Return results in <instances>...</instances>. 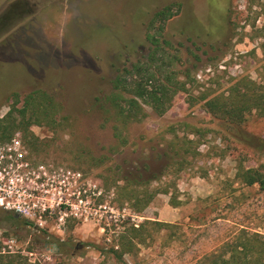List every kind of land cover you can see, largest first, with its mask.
<instances>
[{
  "label": "rangeland",
  "instance_id": "rangeland-1",
  "mask_svg": "<svg viewBox=\"0 0 264 264\" xmlns=\"http://www.w3.org/2000/svg\"><path fill=\"white\" fill-rule=\"evenodd\" d=\"M172 3L180 9L163 33L179 49L178 69L196 80L194 97L231 77L262 81L264 0H58L29 31L0 42V117L14 94L41 89L61 105L55 118L65 123L58 135L32 127L43 149L29 158L51 178L46 198L54 206L32 225L0 210V255L17 253L32 264H118L108 254L110 231L147 220L170 227L150 228L125 264H212L206 256L240 229L264 234V189L237 176L240 168L264 173V118L252 112L229 128L183 94L162 117L146 108L148 118L129 125L120 147L94 105L121 69L148 56L149 22ZM107 171L120 186L152 180L149 191L168 185L170 194L157 193L134 213L103 186ZM48 240L58 248H46Z\"/></svg>",
  "mask_w": 264,
  "mask_h": 264
},
{
  "label": "trees",
  "instance_id": "trees-1",
  "mask_svg": "<svg viewBox=\"0 0 264 264\" xmlns=\"http://www.w3.org/2000/svg\"><path fill=\"white\" fill-rule=\"evenodd\" d=\"M179 9V3H172L153 14L145 34L152 48L148 56L121 69L111 80V92L94 99V105L98 106L104 122L112 123L113 137L120 147L127 144L129 125L141 123L148 118L146 108L157 117H162L170 110L175 98L183 94L187 95L190 105L199 104L208 116L229 128L243 125L252 112L264 118V78L257 82L244 75L231 77L224 83H217L215 89L203 88L198 96L192 95V91L199 88L195 85L196 80L190 74V69H178L181 65L179 49L163 33L164 24L174 18ZM8 106L7 113L0 118V141H9L18 135L31 155L41 154L43 149V143L34 135L32 127H43L58 135L65 126L62 120L55 118L61 105L41 89L33 90L21 99L14 94ZM95 161L103 162L98 159ZM112 174V171H107V175L102 177L103 186L106 190L114 188L116 203L120 207L128 204L134 213H142L157 193L170 194L168 185L163 189L149 191L146 185L152 180L125 181L120 186L115 174ZM237 176L246 186L256 184L264 189V173L258 169L240 168ZM170 202L176 206L173 201ZM5 219L19 221L13 215ZM23 223L32 225L27 220ZM126 224L122 222L119 225L121 230H116L114 226L110 231L112 240L108 254L118 264H125L124 256L133 255L139 245L148 241L151 237L150 228L160 231L170 227L167 223L147 220L138 227ZM206 258H210L212 264H264V234L240 229L236 237L226 241L218 251ZM0 264L32 263H27L25 258L16 253L0 255Z\"/></svg>",
  "mask_w": 264,
  "mask_h": 264
},
{
  "label": "built area",
  "instance_id": "built-area-1",
  "mask_svg": "<svg viewBox=\"0 0 264 264\" xmlns=\"http://www.w3.org/2000/svg\"><path fill=\"white\" fill-rule=\"evenodd\" d=\"M49 182L51 178L44 166L34 165L18 135L9 141H0V210L19 215L30 223L41 218L54 206L46 198ZM56 204L59 206L61 201ZM6 244L11 250L13 241ZM2 249L4 253L6 248Z\"/></svg>",
  "mask_w": 264,
  "mask_h": 264
},
{
  "label": "flooded vegetation",
  "instance_id": "flooded-vegetation-1",
  "mask_svg": "<svg viewBox=\"0 0 264 264\" xmlns=\"http://www.w3.org/2000/svg\"><path fill=\"white\" fill-rule=\"evenodd\" d=\"M58 0H5L0 4V42L7 41L19 29L25 32L35 22L42 19L43 9L54 6ZM38 19V20H37ZM29 31V30H28ZM29 152V151H28ZM19 221V215H13ZM56 245L53 241H47L46 248Z\"/></svg>",
  "mask_w": 264,
  "mask_h": 264
},
{
  "label": "water",
  "instance_id": "water-1",
  "mask_svg": "<svg viewBox=\"0 0 264 264\" xmlns=\"http://www.w3.org/2000/svg\"><path fill=\"white\" fill-rule=\"evenodd\" d=\"M51 248H53V249H57L56 245H53Z\"/></svg>",
  "mask_w": 264,
  "mask_h": 264
}]
</instances>
